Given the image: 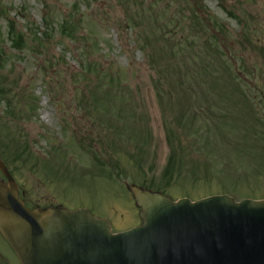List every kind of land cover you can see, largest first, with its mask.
Segmentation results:
<instances>
[{
    "label": "rangeland",
    "instance_id": "374dc122",
    "mask_svg": "<svg viewBox=\"0 0 264 264\" xmlns=\"http://www.w3.org/2000/svg\"><path fill=\"white\" fill-rule=\"evenodd\" d=\"M185 1L0 0V153L11 161L24 154L25 163H14L17 178L36 205L88 209L119 233L142 223L140 209L126 190L130 184L146 182L173 201L212 195L264 199V0H188L226 26L223 50L242 77L236 87L227 72L219 75V87L230 94L212 91L210 76L189 78L194 91L188 90L187 101L185 94L160 92L154 86V72L140 49L147 27L137 17L143 5L169 19L184 9ZM9 20L26 36L19 50L8 39ZM67 25L75 33L63 35ZM152 49L167 62L161 44ZM198 51L184 52L179 63L193 56L203 63ZM90 65L118 73L124 83L118 95L131 99L122 115L123 106L104 102L111 129L98 123L107 107L93 109L85 103L98 97L95 72H84ZM195 92L209 117L193 131L195 142L185 139L178 149L182 173L167 181V126L179 112L168 102L171 98L177 104L176 97L185 102V127ZM217 95L230 109L237 107L235 119L222 116L224 107L211 108ZM112 159L115 169L109 165ZM6 250L0 240V251L7 255Z\"/></svg>",
    "mask_w": 264,
    "mask_h": 264
},
{
    "label": "water",
    "instance_id": "95a60500",
    "mask_svg": "<svg viewBox=\"0 0 264 264\" xmlns=\"http://www.w3.org/2000/svg\"><path fill=\"white\" fill-rule=\"evenodd\" d=\"M0 170V232L21 264H264V202L173 203L130 185L143 224L113 235L86 209H27L1 161Z\"/></svg>",
    "mask_w": 264,
    "mask_h": 264
},
{
    "label": "trees",
    "instance_id": "16d2710c",
    "mask_svg": "<svg viewBox=\"0 0 264 264\" xmlns=\"http://www.w3.org/2000/svg\"><path fill=\"white\" fill-rule=\"evenodd\" d=\"M182 7H184V9H180L175 17L169 19L164 17V15L157 10H154V8H145L143 5L137 8L139 24L142 25L143 28L147 27L142 31L141 39L143 43L140 45V49L144 52L150 69L154 72V86L160 92L162 91L168 94L176 92V95L185 94V100L187 101L191 99L188 90L194 91V85H192V82H189V78L195 80L196 78L200 79L202 77L206 78L210 76L213 79V83L210 86L212 91L217 94L220 92L230 94L231 92L229 89H221L219 87V75L223 71L227 72L231 77V84L236 87L241 86L238 82L241 80L242 75L239 73V69L237 70V67L229 61L230 59L223 50L225 46L224 40L226 39V26L205 9L200 8V5H197V7L191 6L190 2L186 0L182 3ZM186 14L188 17L185 16ZM235 19L238 18L235 16ZM239 22L241 23L240 20ZM71 25L72 27H75L73 23ZM8 26V39L11 41L13 48L19 50L26 45V36L15 28L12 20L8 21ZM173 29H179L180 32L174 34L172 32ZM148 32H150L151 35H149ZM73 33H75V29H72L71 32V28H69L68 25L62 28L63 35H71ZM151 40L153 42L154 40L156 41L151 43ZM156 43L162 45V52L165 54L167 62H164L158 55L157 51L152 49ZM197 49H199L198 52L204 60L203 63H199L195 59V56H193L187 63H179L178 59L184 52L188 51V53H191L195 52ZM182 69H185V71ZM85 70L87 75L93 74L92 71H94L97 79L94 85L95 93L98 97L95 100L93 99V103L95 104L91 107L98 108L103 106L106 108L107 103L112 107L120 104L124 108L122 113L118 111V116H120V113L122 115L131 99L123 98L118 95V90H120L124 84L120 80L119 74L113 72L106 73L98 67L93 70L91 65ZM192 97L194 100L192 103H189L191 105L188 114L189 119L185 127L183 126L186 124L183 110L185 102H182V100L179 102L177 97V104L171 98L168 102V105L171 108L177 107L179 112L178 115L174 117L173 122L167 126L169 127L167 131V139L171 149L169 163L163 174L167 181H171L176 175L182 173L183 162L179 159L180 155L178 149L182 147L185 139L186 142L190 141L191 145L195 142L194 140L197 136L194 132H197L201 122L204 121L206 123L207 118L209 117L207 111L204 110V102H202L201 98L196 95V92ZM85 101L89 100L86 98ZM213 102L214 105H211L213 110L218 107H224L225 114L222 116H227L228 118L233 116L235 119L236 115L233 109L237 108L236 106L230 109L225 98L220 96H218L217 99H214ZM105 111L106 114L98 118V123L99 125L102 124V127L105 126L106 128L108 126L109 129H111L110 125H107L108 120H106L109 118V108L107 107ZM112 115L114 118L118 117L114 113ZM213 116L214 112L211 114V121L215 123L212 119ZM112 128V130H114L115 127L112 126ZM181 128H189L192 132ZM181 130L186 133L184 138L180 137V133H182ZM23 155L24 154L17 155L18 160L19 157H23ZM109 165L115 169V161L113 159L110 161ZM101 166L103 165L101 164ZM139 184L145 188H153L152 185H147L146 182Z\"/></svg>",
    "mask_w": 264,
    "mask_h": 264
},
{
    "label": "flooded vegetation",
    "instance_id": "af4514ba",
    "mask_svg": "<svg viewBox=\"0 0 264 264\" xmlns=\"http://www.w3.org/2000/svg\"><path fill=\"white\" fill-rule=\"evenodd\" d=\"M2 161L4 162V164L6 165V167L8 168V171L10 173V175L16 180L17 184H18V187H19V193H20V196H21V200L25 203V205L28 207V208H38L39 206L36 205L32 200H33V196L31 195L30 192H28L26 190V188H24V186L20 183V181L18 180L17 178V169L16 166H15V161L12 159V161L10 159H6L5 157L2 158ZM0 182H3L5 183L6 182V179L4 178V175L2 174V172L0 171ZM0 240L3 241V243H5V246H6V252H7V255L3 254L1 251H0V257L6 259L10 264H15L14 263V254L10 248V246L8 245V243L3 239V237L1 236L0 234Z\"/></svg>",
    "mask_w": 264,
    "mask_h": 264
}]
</instances>
